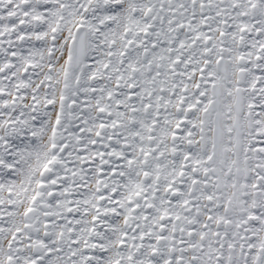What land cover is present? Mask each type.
Returning <instances> with one entry per match:
<instances>
[{"label":"snow or ice","instance_id":"obj_1","mask_svg":"<svg viewBox=\"0 0 264 264\" xmlns=\"http://www.w3.org/2000/svg\"><path fill=\"white\" fill-rule=\"evenodd\" d=\"M0 264H264V0H0Z\"/></svg>","mask_w":264,"mask_h":264}]
</instances>
